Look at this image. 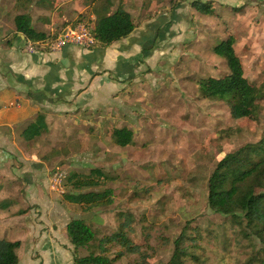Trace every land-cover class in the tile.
I'll return each instance as SVG.
<instances>
[{
	"label": "rangeland",
	"instance_id": "1",
	"mask_svg": "<svg viewBox=\"0 0 264 264\" xmlns=\"http://www.w3.org/2000/svg\"><path fill=\"white\" fill-rule=\"evenodd\" d=\"M112 1L111 11L122 5L138 24L150 15L149 29L158 32L155 41L144 43L142 67L129 75V91H111L98 101L86 96L80 113L65 115L64 126L72 131L64 138L46 134L29 142L0 140V175L24 184L25 174L35 173L63 203L72 172L101 168L108 174L107 183L96 189H113L111 205L83 211L65 203L64 222L83 218L97 233L93 245L77 251L80 256L100 251L99 241L124 227L136 249L108 244L114 264H168L183 233L185 246L199 257H190L189 264H264V241L246 221L218 213L208 203L209 178L220 158L264 137V97L258 100L256 117L234 119L225 102L205 99L196 88L199 79L228 72L213 46L234 34L247 78L264 89V0H250L241 8L235 0ZM199 1L237 8L227 9L225 17L209 16L196 8ZM102 4L105 0H15L16 11L47 24V33L56 36L79 17L92 23ZM190 8L200 15L190 14ZM45 49L52 50L36 52ZM124 126L134 131V139L122 147L113 140L112 128ZM32 164L36 169H26ZM56 175L57 184L50 185ZM13 189L8 197L12 208L6 211L0 202V211L20 218L27 212L25 185L17 200ZM31 209L36 216L29 219L39 221L40 206Z\"/></svg>",
	"mask_w": 264,
	"mask_h": 264
},
{
	"label": "crops",
	"instance_id": "2",
	"mask_svg": "<svg viewBox=\"0 0 264 264\" xmlns=\"http://www.w3.org/2000/svg\"><path fill=\"white\" fill-rule=\"evenodd\" d=\"M249 1L235 0V3L241 8ZM235 8V5H224L219 9L216 3L213 5L214 14L219 17H225L224 13ZM127 10L132 14L130 9ZM189 12L200 15L196 8H190ZM17 14L15 0H0V140L23 138L22 131L40 111L46 113L48 122V130L41 136L50 134L64 138L72 131L64 126L65 115L80 113L76 111L86 96L94 95L98 101L111 91L117 95L121 90L129 91V75H134L142 67L140 58L144 43L155 41L158 33L150 31L154 19L147 15L142 17V24L135 20L136 28L131 35L104 48L67 44L60 49L30 52L26 44L28 40L16 30ZM33 25L47 33L44 27L47 24H37L33 20ZM154 57L155 53L148 61ZM141 77L143 80L146 76ZM139 79H134V85ZM196 88L198 91V85ZM34 168V164L26 165L29 171ZM25 175L29 177L24 178V184L0 175V202L4 203V210L12 208L8 204L9 190L15 188L12 191L17 200L24 185L26 198L22 199L27 208L20 218L0 211V237L21 241L17 249L19 264H74V245L67 230L70 221H63L68 211L65 203L69 205L68 202L59 203L49 186L37 179V174ZM52 182L50 180V185ZM34 204H38L42 211L39 221L29 219L35 215V210L31 209Z\"/></svg>",
	"mask_w": 264,
	"mask_h": 264
},
{
	"label": "trees",
	"instance_id": "3",
	"mask_svg": "<svg viewBox=\"0 0 264 264\" xmlns=\"http://www.w3.org/2000/svg\"><path fill=\"white\" fill-rule=\"evenodd\" d=\"M44 0H40L43 2ZM112 0H105L94 10L96 18L87 24L94 38L89 48L107 47L123 38H127L136 28L133 15L122 5L111 11ZM20 6V1L18 2ZM196 8L204 14H214L210 3L194 2ZM84 22L79 17L72 25ZM17 32L25 40L39 42L56 37L37 30L29 13H19L15 17ZM54 35V36H53ZM52 36V37H51ZM236 38L229 34L214 46V53L226 60L228 72L222 76H209L199 79L198 91L205 98L225 102L232 118H254L257 116L258 100L264 97V89L252 84L245 74L244 63L236 51ZM146 52V51H145ZM48 130L46 113L40 111L35 119L22 131V137L31 141ZM112 138L119 146L130 145L134 131L128 127L112 128ZM109 179L101 168H92L89 174L72 172L67 178L70 190L64 193V200L91 211L96 207L109 206L114 202L112 188L103 187ZM208 203L221 214L240 215L247 226L264 241V137L255 143H247L233 152L222 156L209 178ZM4 206V203L2 204ZM68 234L74 245V264H114L116 258L107 254L108 244L119 242L130 251L134 246L122 227L118 232L103 237L98 252L80 256L77 251L90 247L96 241L97 233L93 226L83 218H74L67 225ZM186 234L175 240V249L168 264H189L188 259L198 261L199 257L185 246ZM21 241H11L0 237V264H19L17 249Z\"/></svg>",
	"mask_w": 264,
	"mask_h": 264
},
{
	"label": "built area",
	"instance_id": "4",
	"mask_svg": "<svg viewBox=\"0 0 264 264\" xmlns=\"http://www.w3.org/2000/svg\"><path fill=\"white\" fill-rule=\"evenodd\" d=\"M93 42L94 38L87 23L80 22L76 25H67L55 38L39 41L36 43L28 40L26 44L30 52H35L41 47L55 50L60 49L67 44H77L89 48ZM57 175L53 179V181H56V184L58 180Z\"/></svg>",
	"mask_w": 264,
	"mask_h": 264
}]
</instances>
